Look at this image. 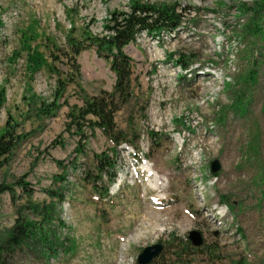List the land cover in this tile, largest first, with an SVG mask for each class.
<instances>
[{"label":"rangeland","instance_id":"obj_1","mask_svg":"<svg viewBox=\"0 0 264 264\" xmlns=\"http://www.w3.org/2000/svg\"><path fill=\"white\" fill-rule=\"evenodd\" d=\"M132 1L170 7L179 24L156 55L165 58L162 71L146 51L150 38L125 49L133 94L115 117L125 140L115 147L111 194L100 199L83 172L114 146L69 116L111 91L115 75L93 49L82 52L76 84L44 114L57 86L50 67L73 76L49 54L61 57L69 37L106 35L109 15L129 12ZM1 15L11 26L0 38V135L12 119L23 138L0 160V264H137L143 248L190 231L203 244L185 264H264V0H0ZM22 41L45 58L40 70L27 68ZM181 59L188 72L176 77L171 66ZM235 95L241 111L231 106ZM192 117L201 118L199 128ZM28 223L31 233L13 240Z\"/></svg>","mask_w":264,"mask_h":264},{"label":"trees","instance_id":"obj_2","mask_svg":"<svg viewBox=\"0 0 264 264\" xmlns=\"http://www.w3.org/2000/svg\"><path fill=\"white\" fill-rule=\"evenodd\" d=\"M106 22L107 25L103 27L108 32L106 35H95L85 40L69 37L66 41L65 51L59 50L61 57L49 54L51 61H59L62 65H65V62L66 66L73 70L74 77L63 74L58 68L50 67L57 75V86L53 93V102L42 110L44 114H52L54 109L58 108L56 102L63 98L66 87L69 84H76V77L79 76L80 72L77 60L82 52L93 49L98 58L109 62V68L115 75L112 90H101L97 95L83 100V104L75 107L69 116L72 124L77 125L79 129H81L82 125L90 130L98 129L114 146L112 154L109 155L106 152H102L100 155H96L93 168L83 172V181L90 185L100 199L109 197V187L116 178L118 153L115 147L125 140L124 133L116 127L115 117L121 108L130 101L133 94V59L126 53L125 49L143 31L155 36L161 30L173 32L179 24L178 16L170 7L156 8L137 1L131 2L129 12H112ZM21 49L27 51V68L30 71L40 70L43 65L47 64L45 58L38 54L37 50L28 51L29 47L23 41ZM177 63L182 68H186L188 65H184V60L182 59ZM227 84L225 83V85ZM238 98V96H234L231 106L234 107L235 105V109L241 111V104L236 102ZM4 102L5 94L3 90H0V108ZM18 129V123L12 121V119L6 121L3 132L0 135V160H5L17 145L22 142L23 137L18 133ZM4 190L5 187L4 189L0 187V194ZM63 198L62 195H59L60 202ZM31 226L28 223L17 228L19 237L12 236L13 240H20V238L31 233L30 230L26 231V228ZM37 234L41 235L39 232ZM41 240L46 241L47 238L42 237ZM199 250L191 246L187 237L185 239H173L167 243L161 254L150 264H185L186 257L196 254Z\"/></svg>","mask_w":264,"mask_h":264},{"label":"built area","instance_id":"obj_3","mask_svg":"<svg viewBox=\"0 0 264 264\" xmlns=\"http://www.w3.org/2000/svg\"><path fill=\"white\" fill-rule=\"evenodd\" d=\"M19 3H14V8L11 10V12H9V15L10 17L12 18L13 20V23L12 24H15V21L16 19L18 18V14L20 12V7H19ZM0 21H1V26H0V38L3 37L6 33H7V29L9 27V23H7L4 19V16L1 15L0 16ZM10 25V26H11ZM175 31L173 32H170V31H159L155 36L154 35H149L148 33H146L145 31L139 33L136 38H135V43H140L145 37H148L150 38V46L148 47V49L146 50L147 53L149 54V51L152 52L151 53V57L153 58V60H155V64H156V67L158 69V71H162L163 68H164V59L165 58H160L159 56L156 57V55L159 54V47H160V44L164 41L165 38H167V40H170V37H167L168 35H172ZM20 62H25V65H26V61L24 58H20L19 59ZM166 67V66H165ZM172 68V71L174 73V75L177 77L178 75H184L186 72H188V70L184 69L182 70L181 66L180 65H176V66H171ZM192 119L194 120L193 123L191 124V127L192 128H199L200 126V123H201V118H196V117H192ZM189 129V128H188ZM159 129L156 128L154 131L157 132ZM169 132V139L171 141L174 142V144L176 145H180V142L179 141H183L182 140V137L180 136V134L178 132H176L174 129H170ZM141 138H143V135H141ZM124 148H127L129 150H131V147L128 146V145H123ZM109 193L111 194V189L109 188ZM159 198H164V196L158 194L157 195ZM158 198V199H159ZM128 245V239H125V238H121L120 239V243H119V248L121 250H125V248L127 247Z\"/></svg>","mask_w":264,"mask_h":264},{"label":"water","instance_id":"obj_4","mask_svg":"<svg viewBox=\"0 0 264 264\" xmlns=\"http://www.w3.org/2000/svg\"><path fill=\"white\" fill-rule=\"evenodd\" d=\"M221 169L220 162L216 159L210 164V171L214 175ZM188 241L193 247L199 248L203 244V237L198 231H190L187 235ZM164 246L161 243H156L147 246L141 250L136 258L137 264H150L155 260L163 251Z\"/></svg>","mask_w":264,"mask_h":264},{"label":"bare ground","instance_id":"obj_5","mask_svg":"<svg viewBox=\"0 0 264 264\" xmlns=\"http://www.w3.org/2000/svg\"><path fill=\"white\" fill-rule=\"evenodd\" d=\"M144 169L148 172L151 173L150 170L147 167H144ZM154 181H156V177L154 176Z\"/></svg>","mask_w":264,"mask_h":264}]
</instances>
